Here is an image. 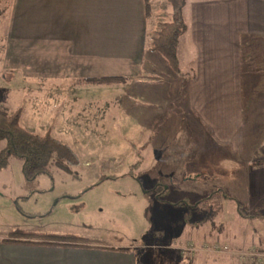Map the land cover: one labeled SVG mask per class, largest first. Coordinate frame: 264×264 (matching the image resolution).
Wrapping results in <instances>:
<instances>
[{
    "label": "rangeland",
    "instance_id": "1",
    "mask_svg": "<svg viewBox=\"0 0 264 264\" xmlns=\"http://www.w3.org/2000/svg\"><path fill=\"white\" fill-rule=\"evenodd\" d=\"M192 1L186 0L183 14L187 24L193 21L198 25L196 30L201 35L224 28L221 21L227 23L230 40V29L233 33L243 29L241 0L221 5L215 0L209 3ZM150 3L154 15L162 11L165 14L162 20L171 18V5L166 0H150ZM11 10L12 0H0V105L8 112L20 108V124L34 133H43L57 117L53 114L56 108L53 106L54 90L79 89L89 99H98L95 113L99 112V117L95 122L90 120L87 126L83 122L80 128L70 132L66 124L60 130L52 131L79 156V163L72 166L70 172L52 166L49 173L26 179L21 170L22 160L9 156L7 164L0 168V236H6L13 229L72 234L108 245H126L136 254L138 264H264L263 260H250L240 254L252 248L264 250V218L247 217L246 220L237 209L239 204L249 214L253 211L264 213V176H255L260 163L246 165L231 154L227 146L209 138L203 126L191 115L190 87L208 91L212 85L189 82L194 57L200 56L205 65L218 63L223 50L199 51L196 48L190 51L188 37L184 39L185 35H181L176 51L178 69H173L157 51L158 59L162 56L163 60L152 68V79L146 83L156 89L160 98L169 99L170 105L163 107L160 99L151 98L148 91L147 98L137 97L131 104L127 100L125 104L129 105L120 108L112 97L116 98L113 95L126 90L118 91L113 87L117 83L80 82L78 78L72 82L49 79L38 84L20 79L22 72L17 68L3 67ZM191 12L195 14L193 19L189 15ZM205 13L211 15L208 17ZM225 42L230 47L229 39ZM231 55L233 60L236 52ZM237 59L238 62L241 60V51L237 52ZM256 59L258 57L253 54L242 57L240 74L258 77L260 67ZM205 69L201 67V70ZM12 73L17 76L10 77ZM245 76L242 82L226 84L224 89L235 90L238 86L245 95L258 91L256 84ZM144 86V83H138L131 89ZM108 101H112V105L103 106ZM68 102L77 109L81 100ZM131 107L130 115L134 119L123 132L122 124L114 118H126ZM81 129L85 130L82 132ZM237 132L239 130L233 128V145L237 141ZM84 133L87 139H84ZM4 145L5 140H0V147ZM191 173H199V176L185 178ZM102 174L113 176L99 181ZM179 201L188 203L173 204ZM185 214L192 221L206 218V222L197 228H211L218 237V250L198 251L192 256L196 250L188 243L184 247L186 251L181 253L184 255L179 256L176 250L164 247L175 240L183 243L198 232L187 223L181 225L186 221ZM200 234L204 235L205 231L200 230ZM246 236L250 247L231 246L234 237L243 239Z\"/></svg>",
    "mask_w": 264,
    "mask_h": 264
},
{
    "label": "crops",
    "instance_id": "2",
    "mask_svg": "<svg viewBox=\"0 0 264 264\" xmlns=\"http://www.w3.org/2000/svg\"><path fill=\"white\" fill-rule=\"evenodd\" d=\"M208 1L210 0L192 2L209 3ZM215 1L219 5L233 2V0ZM241 2L244 27L242 33L241 31L233 33L230 29L231 40L230 35L227 34L226 21H221L224 28L206 31L203 35L196 30L198 26L196 23L191 21L187 24L188 28L182 35H185L184 39L188 37L187 44L190 51L196 48L199 51L219 48V51L224 52L220 57L219 54L218 56L215 54L216 58H221L218 63L208 62L205 65L200 60V56L194 57V65L192 64L194 68L190 73L189 82L212 85L209 86L208 91L196 89L197 86L190 87L188 99L192 108L191 115L203 126L209 138L220 142L222 146H227L230 153L236 155L246 165L252 162L260 163L255 169V176L259 178L264 176V0H241ZM153 15V5H151V14L146 17L144 0H12L2 66L9 70L19 69L22 72L20 79L38 84L49 79L72 82L73 79L79 78L82 82L90 77L122 75L128 78L127 81L113 84V87L118 91L126 90L127 97L125 93L119 92L118 95H113L116 98L112 97L113 102L118 103L120 108L129 105L125 104L127 100L131 104L137 97L147 98L148 91L151 92V98L156 96L163 107H167L171 101L166 97L160 98L156 89L146 84L152 79L154 73L152 68L158 61L163 60L162 56L158 59L160 54L151 50L149 43L160 24L164 22L161 18L165 14L157 11ZM189 15L191 19L195 16L193 12ZM205 15L209 17L211 14L205 13ZM223 15H219L220 18H223ZM218 39H221L220 44ZM227 39L231 44L230 47L225 45ZM233 51L236 55L232 60ZM238 51H241L239 62ZM252 54L258 57L256 59L260 67L258 77L248 73V76L240 74L242 57L247 58ZM201 67L206 69L201 70ZM12 76L17 74L12 73L10 77ZM243 76L254 82L259 90L245 95L238 86L235 90L224 89L226 84L242 82ZM138 83H144L145 86L131 89ZM53 97L55 100L53 106L56 107L53 114L57 117L46 129L51 133L53 130H60L64 124L68 126L66 129L70 132L80 128L83 122L87 126L90 120L95 122L99 117V112L95 113L98 99H89L79 89L54 90ZM74 99L81 100L77 109L68 102ZM110 105L112 101L103 103V106ZM132 108H129V115L126 118H114V121L122 124L123 132L126 131L129 122L131 121L130 124L133 122L134 117L130 115ZM233 128L239 130L235 134V137L237 136L235 145L231 140L234 137ZM104 130L105 128L101 130V135L104 134ZM84 139H87L85 133ZM199 172H202V169H199ZM198 176L199 173H191L185 178ZM205 222L206 219L198 224L185 221L181 225L187 223L197 228ZM200 230H204L205 234L201 235ZM195 231H198L195 236L186 238L183 243L175 240L164 247L176 250L179 256L184 255L181 253L188 243L193 244L196 250L192 256L198 251H213L211 245L218 242V237L212 233L211 228L201 227ZM247 238V236L243 239L234 237L231 246L250 247ZM251 242L260 244L257 241ZM101 243L107 247H64L40 243L0 242V264H138L133 250L118 249L127 247L126 245Z\"/></svg>",
    "mask_w": 264,
    "mask_h": 264
},
{
    "label": "trees",
    "instance_id": "3",
    "mask_svg": "<svg viewBox=\"0 0 264 264\" xmlns=\"http://www.w3.org/2000/svg\"><path fill=\"white\" fill-rule=\"evenodd\" d=\"M171 5V18L160 24L159 28L151 38L149 48L153 51H159L165 57L168 64L173 69H178L177 44L180 36L186 32L188 25L184 18L183 9L186 0H166ZM146 17L151 14L150 0H144ZM126 76H99L86 78L85 80L93 83L111 84L124 83ZM21 109L18 108L8 112L0 105V140H5V145L0 147V168L4 167L8 158L14 155L22 160L21 170L26 179H32L39 173H49L50 167L54 166L63 171L70 172L71 167L79 163V156L74 149L54 136L50 130L43 133H34L25 129L20 124ZM113 174H102L99 181L109 178ZM223 196H227L223 193ZM231 198V197H230ZM183 201L173 202L179 204ZM183 203H188L184 201ZM239 215L244 218L250 217L264 218V213L253 211L247 213L243 211L239 204L237 205ZM259 207L257 208V210ZM186 222L198 224L206 218L200 220H189L187 214L184 216ZM1 243H40L59 246H78V247H107L101 242L92 239L66 234H45L39 232H27L19 229H13L6 236H0ZM128 251L127 247L118 248Z\"/></svg>",
    "mask_w": 264,
    "mask_h": 264
},
{
    "label": "built area",
    "instance_id": "4",
    "mask_svg": "<svg viewBox=\"0 0 264 264\" xmlns=\"http://www.w3.org/2000/svg\"><path fill=\"white\" fill-rule=\"evenodd\" d=\"M219 248H220V246H219L218 242L212 244L211 249L213 251H215V249L218 250ZM224 249H227V246H224ZM182 251L185 252L186 250L183 249ZM240 254H242L246 258H249L250 260L257 259L259 261H262V260L264 261V250L258 251L256 249L252 248L250 250H247L246 252H240Z\"/></svg>",
    "mask_w": 264,
    "mask_h": 264
}]
</instances>
